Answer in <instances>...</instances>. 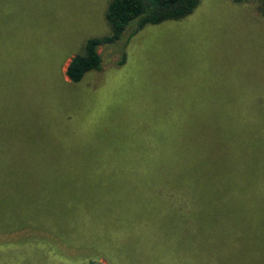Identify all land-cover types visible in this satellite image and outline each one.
<instances>
[{
  "label": "rangeland",
  "instance_id": "374dc122",
  "mask_svg": "<svg viewBox=\"0 0 264 264\" xmlns=\"http://www.w3.org/2000/svg\"><path fill=\"white\" fill-rule=\"evenodd\" d=\"M107 4L0 0V144L21 158L122 160L168 158L172 143H200L203 174L219 167L211 191L264 193L262 1L199 0L181 19L99 46L101 71L71 85L70 57L110 32ZM186 114L197 116L186 123ZM248 205L228 202L225 222L261 221ZM88 260L112 264L43 231L0 233V264Z\"/></svg>",
  "mask_w": 264,
  "mask_h": 264
},
{
  "label": "trees",
  "instance_id": "16d2710c",
  "mask_svg": "<svg viewBox=\"0 0 264 264\" xmlns=\"http://www.w3.org/2000/svg\"><path fill=\"white\" fill-rule=\"evenodd\" d=\"M198 2L108 0L110 32L87 38L70 57L68 83L101 71L99 46L128 42L147 24L181 19ZM196 116L186 114L185 122ZM202 149L172 143L168 158L45 160L21 158L23 152L0 144V233L43 231L112 264H264V193L211 191L207 180L219 167L203 174ZM234 200L251 203L252 219L261 221L226 223Z\"/></svg>",
  "mask_w": 264,
  "mask_h": 264
}]
</instances>
